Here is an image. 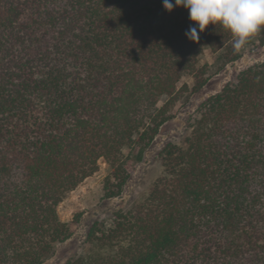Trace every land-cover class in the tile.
Masks as SVG:
<instances>
[{"label":"trees","instance_id":"16d2710c","mask_svg":"<svg viewBox=\"0 0 264 264\" xmlns=\"http://www.w3.org/2000/svg\"><path fill=\"white\" fill-rule=\"evenodd\" d=\"M163 0H0V264H43L73 234L59 206L107 167L102 198L130 178L172 109L206 83L205 50L241 56ZM250 41L264 46V29ZM149 193L92 224L65 264H264V60L197 108L160 152Z\"/></svg>","mask_w":264,"mask_h":264},{"label":"rangeland","instance_id":"374dc122","mask_svg":"<svg viewBox=\"0 0 264 264\" xmlns=\"http://www.w3.org/2000/svg\"><path fill=\"white\" fill-rule=\"evenodd\" d=\"M264 60V46L256 41L248 42L241 49L240 58L223 66L219 54L205 50L200 58V66L207 70L205 85L193 93V78L185 76L177 84L186 85L185 93L172 109L173 118L166 122L147 147L136 146L125 151L130 156V178L122 194L113 199L102 198V181L107 175V167L84 183L59 206L58 213L63 221H72L79 215L78 223L73 225V234L65 243L58 245L54 255L43 264H65L68 260L84 253L88 249L87 234L94 222L107 221L113 212L126 209L134 202L144 198L161 171L160 152L168 144H181L187 135L189 123L197 108L207 98L219 93L227 84L235 83L238 75L247 68Z\"/></svg>","mask_w":264,"mask_h":264},{"label":"clouds","instance_id":"9594fccd","mask_svg":"<svg viewBox=\"0 0 264 264\" xmlns=\"http://www.w3.org/2000/svg\"><path fill=\"white\" fill-rule=\"evenodd\" d=\"M188 11L191 26L186 37L196 43L211 24H219L231 33L233 50L239 52L264 29V0H163V8Z\"/></svg>","mask_w":264,"mask_h":264}]
</instances>
